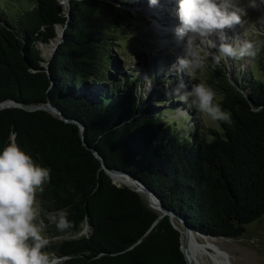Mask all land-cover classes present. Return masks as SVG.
<instances>
[{
    "label": "trees",
    "instance_id": "obj_1",
    "mask_svg": "<svg viewBox=\"0 0 264 264\" xmlns=\"http://www.w3.org/2000/svg\"><path fill=\"white\" fill-rule=\"evenodd\" d=\"M27 1L15 23L0 10V103L50 102L84 135L43 108H0V150L14 131L15 142L50 170L37 193L44 200L37 221L61 238L45 251L64 264H188L177 218L174 225L169 215L159 217L139 192L113 183L92 150L207 237L241 236L264 214V49L252 62L258 75L228 77L225 61L217 69L211 87L232 123L218 121L220 131L210 136L182 134L159 111L163 95L145 103L135 80L110 77L106 31L135 17L123 10L126 1L69 0V13L61 0ZM57 26L64 27L61 41L45 59L38 45L54 40ZM60 211L72 225L65 231L47 221Z\"/></svg>",
    "mask_w": 264,
    "mask_h": 264
},
{
    "label": "clouds",
    "instance_id": "obj_2",
    "mask_svg": "<svg viewBox=\"0 0 264 264\" xmlns=\"http://www.w3.org/2000/svg\"><path fill=\"white\" fill-rule=\"evenodd\" d=\"M155 5L157 0H149ZM248 9H264V0H178V26L174 28L177 43L183 54L170 66L169 72L185 73L194 78L205 68L209 58L219 65L228 58L256 57L264 49V40L250 38L241 41L230 36L229 30L243 24ZM264 25V13L258 17ZM264 34V33H260ZM148 91L151 90V79ZM181 81L172 92L181 102L187 103L211 121L232 123L231 114L216 101V92L206 83H194L190 91L182 92ZM168 94V93H166ZM147 92L145 93V99ZM0 150V264H64L62 257L45 251L48 240L43 235L45 227L37 208V193L50 181V170L37 164L32 156L14 140ZM49 224L60 231L72 225L67 213H49Z\"/></svg>",
    "mask_w": 264,
    "mask_h": 264
},
{
    "label": "rangeland",
    "instance_id": "obj_3",
    "mask_svg": "<svg viewBox=\"0 0 264 264\" xmlns=\"http://www.w3.org/2000/svg\"><path fill=\"white\" fill-rule=\"evenodd\" d=\"M123 1H126L124 4L125 9L123 10L130 11L135 17L129 22H123L121 19V22L111 26L106 31L111 40L107 43L104 50L109 54L110 60L115 63L109 69L110 77L117 80V82H123L130 78L135 80L134 85L137 92L143 96L145 103H149V100L152 99L157 100V97L163 95L164 101L163 99H158L162 101L157 104L159 111H161L165 119L181 125L179 132L182 134L186 132V134L194 132L200 134V132H203L205 136H210V129L220 131L218 121H211L208 117L199 114L191 106V97L188 98L187 103L181 102L172 90L176 89L181 81L185 86L181 90L182 92L190 91L194 83L203 82L211 87V83L215 81L217 69L222 66V62L216 65L209 58L205 68L198 70L194 78H190L185 73H170L169 68L176 61L177 55L183 54V47L177 43L174 36V28L178 25L170 27L173 21L176 20L172 16H177L178 4L173 5V2L171 3L168 0L158 6L157 3L159 2H157L155 4L156 8L153 9L155 6L150 4L149 0H117V3L122 4ZM61 3H63V0H61ZM165 3L170 4L165 5ZM241 3L246 4L247 0H241ZM29 7L30 3L27 0H0V10H3L9 23H15L20 11ZM262 13H264V9H248L247 15L243 17V24L230 29L229 35L238 37L241 41L248 38L261 40V36L264 38V34H260L264 33V25L259 23L258 17ZM112 17H116V14ZM161 20L165 22L164 25H159L160 23L163 24ZM177 21L179 22V20ZM152 26L157 33L151 28ZM38 47L43 56L44 50L49 48L51 51L52 46L50 42V44H39ZM50 51H47L48 56L45 59L49 57ZM256 57L223 60L225 61L226 74L228 77H236L238 79V76L240 78L250 70L254 73L257 69L252 62L254 58L256 62ZM254 74L258 75L257 71ZM145 77L151 79L150 91H148V80ZM146 92L147 98L145 99ZM218 98L219 95L217 94L216 100ZM144 199L147 201L145 197ZM43 202L44 200H40L37 197V208L40 214L43 210ZM179 225L182 226L181 223ZM86 231H88V227L85 226L80 233H86ZM50 234L47 233L46 229H43V235L48 241H56L61 238V236L54 237ZM207 239L212 241V246H207L205 249L214 253L215 248L213 246L217 247L228 257L232 264H264V214L246 224L245 231L241 236L235 238L208 237ZM199 241L203 243V239H199ZM202 260L204 264H222L221 261L215 262L211 260L207 255H204Z\"/></svg>",
    "mask_w": 264,
    "mask_h": 264
},
{
    "label": "water",
    "instance_id": "obj_4",
    "mask_svg": "<svg viewBox=\"0 0 264 264\" xmlns=\"http://www.w3.org/2000/svg\"><path fill=\"white\" fill-rule=\"evenodd\" d=\"M63 6H64V9L67 13H69V0H63ZM63 30H64V27H61V26H57V34L59 35V38L55 40L54 44L52 45L51 47V51H50V54H49V57L50 58L52 55H53V52L55 51L57 45L59 44V42L61 41V36L63 34ZM57 37V36H56ZM50 44V43H49ZM14 106H19V107H22V108H25L27 110H35V109H38V108H43L49 112H51L52 114H56L59 116V118L63 119L64 121H69V122H73L75 124H77L80 128V131H81V137H82V140L84 139V135H83V127L82 125L77 122L76 120H72V119H66L58 109L54 108L52 106V104L50 102H48L46 105H40V106H35V107H25L13 100H7L5 102H2L0 103V108H4V107H14ZM93 154L101 161V165H102V168L105 170V172L110 176V178L112 179V174H120V175H124L126 177H128L129 179H131V181L137 186V189H134L135 191L138 192V190H143V192H145L146 194H149L157 203V211L159 213V217H162L164 215H169L170 219L172 220V218H177V220L179 221V223L182 224L183 228H184V232H185V239L184 241L182 242V231L179 229V227L177 225H175L174 221L172 220V223L175 225V227L180 231L181 233V249H182V252L184 254V257L187 261V263L189 264L187 258H186V255H185V248L187 246V239L189 238V236H191L193 233H197V234H200V235H203L201 233H198V232H194L191 230V228L185 223V221L180 218L179 216H177L175 213H173L172 211L168 210L167 208H165L162 204H161V201L160 199L156 196V194L151 191L149 188H147L145 186V184L138 180L137 178H135L134 176L128 174L127 172L125 171H121V170H115V169H110V168H107L105 163L102 161V159L100 157H98L97 153L92 150ZM112 182L114 183V181L112 180ZM148 203V201H147ZM149 205V203H148ZM150 206V205H149ZM151 207V206H150ZM86 227H88V224H86ZM205 236V235H203ZM205 245V244H203Z\"/></svg>",
    "mask_w": 264,
    "mask_h": 264
},
{
    "label": "bare ground",
    "instance_id": "obj_5",
    "mask_svg": "<svg viewBox=\"0 0 264 264\" xmlns=\"http://www.w3.org/2000/svg\"><path fill=\"white\" fill-rule=\"evenodd\" d=\"M164 1L167 2L168 0L157 1V2H159V3H157V5L160 6L161 4H163L162 2H164ZM169 1L172 3L174 0H169ZM169 4L170 3H165V5H169ZM173 5H177V4L173 3ZM154 6L155 7H153V9L156 8V5H154ZM162 23L165 24V22H163V21H162ZM178 24H179V22L176 19L173 21V23L170 25V27L171 26L175 27ZM58 38H59V35L54 40L51 41V46L55 42V40ZM44 51H45V53H44L43 57L45 58L48 56V52L50 50H49V48L48 49L46 48ZM177 57H178V55H177ZM177 57H176V59H177ZM112 180L117 185L123 184V185L131 187L133 189H137V186L131 181V179H129L128 177H126L124 175L112 174ZM138 192L147 199V201L150 203L152 208L156 209L157 203L149 194H146L145 192H143V190H138ZM178 227L182 231V240H183V239H185L184 228L181 225H178ZM207 238H208L207 236H203V235H200L197 233H193L191 236H189V238L187 239V246H186L187 250L185 248V255H186V258H187L189 264H204V262L202 260L204 255H207L211 260H213L215 262L221 261L222 264H232L229 261L228 257L223 252H221L217 247L213 246L215 248L214 253H211L205 249V247H207V246H210V247L212 246V243H211L212 241L208 240ZM199 239H203V243H201L199 241ZM203 244H205V245H203Z\"/></svg>",
    "mask_w": 264,
    "mask_h": 264
}]
</instances>
